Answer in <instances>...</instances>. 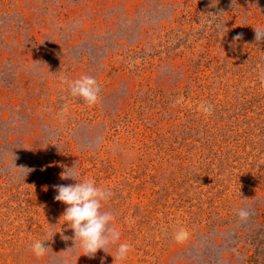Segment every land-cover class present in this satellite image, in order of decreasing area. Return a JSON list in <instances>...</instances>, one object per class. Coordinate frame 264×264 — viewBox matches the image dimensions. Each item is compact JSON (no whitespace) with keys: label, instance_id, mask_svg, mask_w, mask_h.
<instances>
[{"label":"rangeland","instance_id":"rangeland-1","mask_svg":"<svg viewBox=\"0 0 264 264\" xmlns=\"http://www.w3.org/2000/svg\"><path fill=\"white\" fill-rule=\"evenodd\" d=\"M257 27L264 0H0V264H264ZM84 179L112 192L125 261L63 220L54 186Z\"/></svg>","mask_w":264,"mask_h":264},{"label":"clouds","instance_id":"clouds-1","mask_svg":"<svg viewBox=\"0 0 264 264\" xmlns=\"http://www.w3.org/2000/svg\"><path fill=\"white\" fill-rule=\"evenodd\" d=\"M211 23V20L209 21ZM257 43L264 42V27L254 28ZM241 35L233 37L234 41H239ZM264 79V73L261 74ZM100 85L97 80L89 75H84L74 81L68 82L70 95L79 97L87 105L93 106L98 102ZM201 110L205 115L211 114V107L202 105ZM78 175L76 165L71 168L65 167L61 173L62 179H75ZM77 181V180H76ZM56 195L54 199L66 205L62 216L65 223L70 225L74 231V239L78 240L85 255L95 256V254L110 245H117L116 259L125 261L131 251V244L120 241L121 233L112 224L115 219L110 211L102 210L105 203L109 201L112 192L106 188L97 186L94 180L84 179L75 184L56 185ZM240 220L247 221L249 211L241 208L237 212ZM189 231L180 228L173 234L176 243L182 244L189 238ZM45 241H35L31 245V251L36 257H42L47 252ZM103 264V262H102Z\"/></svg>","mask_w":264,"mask_h":264}]
</instances>
